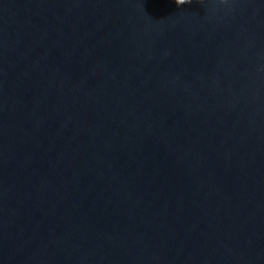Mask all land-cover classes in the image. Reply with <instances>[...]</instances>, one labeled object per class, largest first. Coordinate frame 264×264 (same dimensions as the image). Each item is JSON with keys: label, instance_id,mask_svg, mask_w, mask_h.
Segmentation results:
<instances>
[{"label": "water", "instance_id": "obj_1", "mask_svg": "<svg viewBox=\"0 0 264 264\" xmlns=\"http://www.w3.org/2000/svg\"><path fill=\"white\" fill-rule=\"evenodd\" d=\"M0 264H264V0H0Z\"/></svg>", "mask_w": 264, "mask_h": 264}]
</instances>
